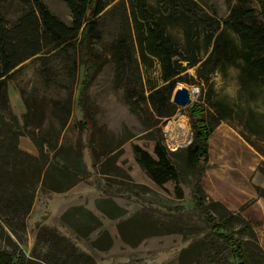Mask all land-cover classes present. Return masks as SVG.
Listing matches in <instances>:
<instances>
[{"label":"rangeland","instance_id":"1","mask_svg":"<svg viewBox=\"0 0 264 264\" xmlns=\"http://www.w3.org/2000/svg\"><path fill=\"white\" fill-rule=\"evenodd\" d=\"M41 1L56 18L70 25L72 17L64 0ZM148 1L153 8V15L161 19L173 43L180 50L186 49L183 56L196 55L203 61L211 46H206L201 39H193L187 44L180 23H167L169 15H178L180 9L170 7L167 0ZM194 1L198 8L188 10L189 16L198 18L204 12L219 20L228 16L230 6L236 2L231 0L230 5H227L226 0ZM104 2L109 4L105 9L106 13L87 43L88 52L100 62V68L85 88L83 82L87 75L84 65L86 52L77 44L74 49L68 48L49 57L45 64L31 58L17 68V72L8 82V104L20 125L23 123L21 115L27 112V105L32 107L41 102L60 101L65 98L71 100L70 119L61 135V141L73 146L80 137L84 146L82 160L89 177L64 193H45L38 190L32 209L25 218L24 232L18 233L19 236L16 237L9 229L0 228V248L13 253L15 257L24 255L26 258H41L47 247L38 244L37 232L40 227H47L70 239L79 251L92 256L96 264H180L183 250H188L183 260L185 264H236L230 254L231 246L218 241L210 233L195 208V201L192 200L194 175L186 169L183 155L193 140L192 114L194 118L203 114L208 125L214 127L217 121L213 104L221 103L230 107L234 115L232 119L221 120L208 138L209 161L204 176L207 169H215L227 178L231 175L232 184H237L244 193L253 185L264 188V178L256 171L264 157L255 148L264 149V86L241 89L238 84V70L234 67H227L225 73L220 70L214 72L208 77L206 84L198 78L196 67L186 68L187 63H181V67L186 70L181 74L176 88L197 90V94L191 98L193 102L190 106H176L172 117L159 119L147 100V83L161 84L159 64L153 59L151 67L144 68L138 61V71L134 65L129 73L132 84L137 87L138 92L144 93L145 100H140L144 116L143 120L139 119L130 112V106L123 97L124 89L115 81L112 55L113 44L118 38H126L131 45L130 38L134 36L132 24L129 25L123 9V2L126 6L128 4L126 0ZM252 6L259 9L255 3ZM202 20L201 33L208 26L207 19ZM140 76L141 81H138ZM209 85L213 92L209 91ZM82 91L84 94L81 97ZM200 110L204 112L199 115ZM85 114L91 117L98 131V136L92 143L95 154L100 155L123 140L120 150L114 151L106 159H100L101 163L98 165H94L93 153L88 146V135L79 131ZM180 115L185 117L189 129L183 142L184 147L175 146L168 129L169 124L175 123ZM158 119L160 121L156 127L146 128V125ZM244 123H247L248 129L244 127ZM255 132L259 135L253 134ZM260 139L263 141H259ZM156 143L162 144L176 167H180L177 171V182L170 180L163 185H157L135 159V147L156 159ZM18 147L33 156L37 154L36 148L26 136L19 138ZM209 174L208 172V178ZM202 188L212 199L206 193L204 184ZM238 197H243V194L239 193ZM107 198L124 210L122 218L111 219L96 208V199ZM79 205L100 219L101 230L109 232L112 246L107 251H99L90 246V242L97 237V232L89 241L79 240L61 223L60 217L64 211ZM212 213L220 221L221 215L213 209ZM136 215L148 220L150 224L156 223L157 229L163 233H157L153 229L143 230L138 223L129 224L124 227L127 237V241H124L117 231V225ZM255 226L252 227L264 251V242L262 238H258V235L261 237L262 228L259 224Z\"/></svg>","mask_w":264,"mask_h":264},{"label":"trees","instance_id":"2","mask_svg":"<svg viewBox=\"0 0 264 264\" xmlns=\"http://www.w3.org/2000/svg\"><path fill=\"white\" fill-rule=\"evenodd\" d=\"M126 2L128 5L123 2V9L126 20L129 25L132 24L134 36L130 38L131 45L126 38H118L113 44L112 55L115 81L124 89L123 97L130 106V112L139 119L143 120L144 116L140 101L145 100L144 93L138 92L129 73L134 65L138 71V61L144 68L151 67L153 59L159 64L161 84L147 83V100L159 119L172 117L175 113L176 106L171 98L176 83L186 70L181 67V63H187L186 68L196 67L198 78L206 84L208 77L214 72L220 70L225 73L227 67H234L238 70V84L241 89L264 86V0H236L223 20L214 19L204 12L198 18L189 16L188 10L198 8L194 0H167L170 7L180 9L178 15H169L167 23H180L186 43L201 39L206 46H211L203 61L196 55L183 56L186 49L180 50L173 43L161 19L153 15V8L148 0ZM64 3L72 17L70 25L56 18L41 0H0V228L9 229L16 237L25 230V218L32 209L38 190L45 193H64L89 177L82 160L84 146L80 137L73 146L61 141L72 110L70 99L49 100L32 107L27 105V112L21 115L22 125L8 104V82L17 72V68L31 58L45 64L49 57L56 56L65 49L80 46L86 52L84 65L87 75L83 88L99 70L100 62L88 52L87 43L96 32L109 4L104 0H64ZM226 3L230 5L231 0H226ZM252 3L257 4L259 9H255ZM203 18L207 19L208 26L201 33L200 24ZM138 81H141V76ZM208 89L213 92L211 85ZM83 94L84 91L81 97ZM213 105L217 121L214 127L221 120L233 118L234 113L230 107L221 103ZM201 112L204 111L200 110L199 115ZM83 117L84 122L79 131L88 135V146L93 153L94 165H98L101 163L100 159H106L114 151L120 150L123 140L102 154H95L92 143L96 140L98 131L91 117L86 114ZM159 119L146 125V128L156 127ZM214 127L208 125L203 114L199 118H194L192 114L193 140L183 155L186 169L194 175L192 200L195 201V208L210 233L218 241L231 246L230 254L236 264H264V251L259 245L254 228L242 213L256 199H250L232 212L222 203L210 199L200 185L209 161L207 141ZM244 127L248 129L247 123H244ZM253 134L259 135L257 132ZM22 136L30 139L37 150L36 155L33 156L18 147L19 138ZM156 144V159L139 147L134 148L135 159L157 185H163L170 180L177 182V171L180 167H176L162 144ZM255 148L264 157V149ZM256 169L264 178V160ZM208 181L210 182L209 179ZM253 189L256 198L264 199L263 187L253 185ZM94 203L104 216L111 219L122 218L125 214L109 198L96 199ZM212 209L221 215L220 221L212 213ZM60 218L63 226L79 240L89 241L97 232V237L90 242L93 249L107 251L112 246L109 232L101 230L100 219L84 206L70 207ZM134 223H138L143 230L153 229L157 233H163L157 229L156 223L150 224L148 220L136 215L117 225V231L124 241H127L124 227ZM37 233L38 244L47 247L41 258H26L24 255L15 257L13 253L0 248V264H96L92 256L79 251L70 239L60 235L55 229L40 227ZM187 252L188 250H183L180 254V264H185L183 260Z\"/></svg>","mask_w":264,"mask_h":264},{"label":"crops","instance_id":"3","mask_svg":"<svg viewBox=\"0 0 264 264\" xmlns=\"http://www.w3.org/2000/svg\"><path fill=\"white\" fill-rule=\"evenodd\" d=\"M208 172L210 173L209 178L203 175L204 178L202 177L200 185L204 184L206 193L212 199L222 203L228 210L235 212L243 204L250 201V199H256V201L242 213L243 217L250 225L256 227L255 225L259 224L261 226V237L258 235V238H260V240L262 238L264 242V199L256 198L253 187L250 188L248 192L244 193L237 184H232L231 179L233 178H231V175L227 178L215 169H207V173ZM239 193L243 194V197H238Z\"/></svg>","mask_w":264,"mask_h":264},{"label":"bare ground","instance_id":"4","mask_svg":"<svg viewBox=\"0 0 264 264\" xmlns=\"http://www.w3.org/2000/svg\"><path fill=\"white\" fill-rule=\"evenodd\" d=\"M193 91H195V94H197V90H193ZM194 96L191 95V98ZM186 123L187 122H186L185 117L183 115L182 116L180 115L178 117V120L175 123L169 124V126H168V129L170 131L169 136L171 137V140L173 141L175 146L184 144L183 142H184V140L188 134V130H189L187 128Z\"/></svg>","mask_w":264,"mask_h":264},{"label":"water","instance_id":"5","mask_svg":"<svg viewBox=\"0 0 264 264\" xmlns=\"http://www.w3.org/2000/svg\"><path fill=\"white\" fill-rule=\"evenodd\" d=\"M191 95L194 96L195 91L193 90H188L185 87H179V88H175L173 95H172V103L175 106H179V107H186V106H190L192 104V100H191ZM185 144H181V147H184Z\"/></svg>","mask_w":264,"mask_h":264}]
</instances>
